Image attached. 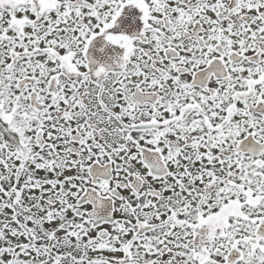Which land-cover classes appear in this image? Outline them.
<instances>
[{
    "label": "snow or ice",
    "instance_id": "snow-or-ice-1",
    "mask_svg": "<svg viewBox=\"0 0 264 264\" xmlns=\"http://www.w3.org/2000/svg\"><path fill=\"white\" fill-rule=\"evenodd\" d=\"M0 264H264V0H0Z\"/></svg>",
    "mask_w": 264,
    "mask_h": 264
}]
</instances>
